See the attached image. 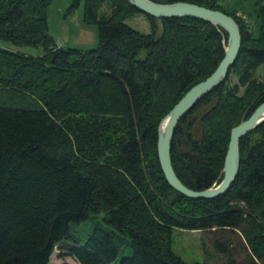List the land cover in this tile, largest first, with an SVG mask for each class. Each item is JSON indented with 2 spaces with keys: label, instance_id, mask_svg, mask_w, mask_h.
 <instances>
[{
  "label": "trees",
  "instance_id": "trees-1",
  "mask_svg": "<svg viewBox=\"0 0 264 264\" xmlns=\"http://www.w3.org/2000/svg\"><path fill=\"white\" fill-rule=\"evenodd\" d=\"M183 1L226 12L240 32L225 76L179 116L170 139L175 174L201 189L220 179L230 127L264 100V73L254 74L264 62V0ZM49 2L0 0V264H51L55 245L79 264H188L172 251L171 231L211 227L242 237L241 264H264V119L238 137L236 174L207 199L173 189L156 153L158 121L216 66L225 31L128 0H69L66 12L82 2L83 22L96 24V44L82 49L55 42ZM137 12L148 31L125 21Z\"/></svg>",
  "mask_w": 264,
  "mask_h": 264
},
{
  "label": "water",
  "instance_id": "water-1",
  "mask_svg": "<svg viewBox=\"0 0 264 264\" xmlns=\"http://www.w3.org/2000/svg\"><path fill=\"white\" fill-rule=\"evenodd\" d=\"M142 12L162 16H191L197 17L213 24L219 25L225 31V43L223 54L214 69L202 79L189 86L181 96L172 104L167 112L160 118L157 124L156 153L163 176L167 183L176 191L189 197H212L222 193L233 180L238 166L237 140L245 132L253 128L260 120L264 119V100L256 104L250 113L229 129L228 140L223 154L220 179L212 185L192 189L184 185L175 174L170 162V139L173 127L179 116L190 107L195 100L215 86L225 76L228 67L232 64L240 43V32L235 19L226 12L210 8L198 3L175 0L171 2H159L154 0H128ZM158 24V32L161 25ZM164 125L161 126V123ZM183 155L193 157L187 151Z\"/></svg>",
  "mask_w": 264,
  "mask_h": 264
},
{
  "label": "rangeland",
  "instance_id": "rangeland-1",
  "mask_svg": "<svg viewBox=\"0 0 264 264\" xmlns=\"http://www.w3.org/2000/svg\"><path fill=\"white\" fill-rule=\"evenodd\" d=\"M68 2L69 0H50L46 8L48 31L55 42L60 45L82 49L94 46L97 42L96 24L83 22L82 2L72 12H66ZM105 7L102 5L100 10L105 9ZM125 21L140 31L146 32L149 29L148 21L141 12L133 14ZM249 22L254 28L253 14L249 16ZM3 43L32 55H38L42 52L39 45H15L8 41H3ZM263 73L264 62L257 67L254 74L260 77ZM235 81L236 77L233 74H228L227 83L232 84ZM205 107H196L190 117L197 119ZM194 124L193 135L198 136L199 125L197 120ZM211 228L206 230L174 228L171 231L172 251L188 264L195 261L210 264H241L248 259L246 247L238 233L234 230L230 231L228 228ZM223 244L225 247L227 246L225 251H221L219 248ZM122 253H126V248H121L117 255ZM49 261L51 264H79L71 254L67 253L66 249L59 245L53 246Z\"/></svg>",
  "mask_w": 264,
  "mask_h": 264
},
{
  "label": "bare ground",
  "instance_id": "bare-ground-1",
  "mask_svg": "<svg viewBox=\"0 0 264 264\" xmlns=\"http://www.w3.org/2000/svg\"><path fill=\"white\" fill-rule=\"evenodd\" d=\"M164 125V122L161 123V126ZM173 131V130H172ZM172 135V134H171ZM172 165V164H171ZM173 167V166H172ZM167 182V181H166ZM229 189V188H228ZM227 191V190H226ZM178 192V191H177ZM198 199V198H197ZM207 199V198H206Z\"/></svg>",
  "mask_w": 264,
  "mask_h": 264
}]
</instances>
